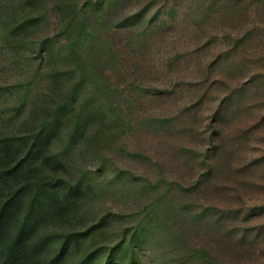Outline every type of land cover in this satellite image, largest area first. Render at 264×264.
<instances>
[{
	"label": "rangeland",
	"instance_id": "obj_1",
	"mask_svg": "<svg viewBox=\"0 0 264 264\" xmlns=\"http://www.w3.org/2000/svg\"><path fill=\"white\" fill-rule=\"evenodd\" d=\"M0 218V264H264V0H0Z\"/></svg>",
	"mask_w": 264,
	"mask_h": 264
},
{
	"label": "trees",
	"instance_id": "obj_2",
	"mask_svg": "<svg viewBox=\"0 0 264 264\" xmlns=\"http://www.w3.org/2000/svg\"><path fill=\"white\" fill-rule=\"evenodd\" d=\"M50 126H51V123H46V124L44 125V129H48ZM1 219H2V218H0V221H1Z\"/></svg>",
	"mask_w": 264,
	"mask_h": 264
}]
</instances>
